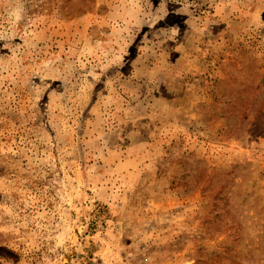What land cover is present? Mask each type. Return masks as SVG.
Masks as SVG:
<instances>
[{
    "label": "rangeland",
    "instance_id": "1",
    "mask_svg": "<svg viewBox=\"0 0 264 264\" xmlns=\"http://www.w3.org/2000/svg\"><path fill=\"white\" fill-rule=\"evenodd\" d=\"M0 264H264V0H0Z\"/></svg>",
    "mask_w": 264,
    "mask_h": 264
}]
</instances>
